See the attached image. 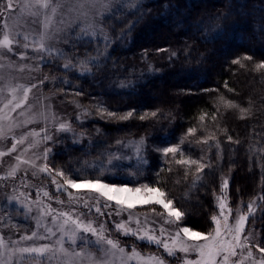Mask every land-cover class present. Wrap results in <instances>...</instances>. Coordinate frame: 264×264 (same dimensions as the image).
I'll use <instances>...</instances> for the list:
<instances>
[{"label": "trees", "instance_id": "16d2710c", "mask_svg": "<svg viewBox=\"0 0 264 264\" xmlns=\"http://www.w3.org/2000/svg\"><path fill=\"white\" fill-rule=\"evenodd\" d=\"M118 9L102 20L111 41L107 47L102 35L74 38L65 58L54 57V64L42 67L51 80L56 77L63 98L77 102L90 117L84 131L96 143L83 147L63 141L50 169L131 187L158 186L185 213L179 225L204 233L214 228L216 197L228 180L233 208L258 203L249 226L261 228L264 246L259 199L264 195V69L255 67L264 61V0H142L138 10ZM91 57L101 66L90 75L63 67L68 60L77 64ZM237 58L241 63H232ZM97 106L120 115L134 110V115L127 121L102 118ZM241 107L248 109L243 119ZM189 128L196 129L194 135H186ZM141 138L146 163L138 165L132 156L114 160L122 167L103 174L89 167L107 164L109 153L124 156V145ZM173 145L183 157H163L157 150ZM180 158L206 167L196 173L195 165L177 164Z\"/></svg>", "mask_w": 264, "mask_h": 264}, {"label": "rangeland", "instance_id": "374dc122", "mask_svg": "<svg viewBox=\"0 0 264 264\" xmlns=\"http://www.w3.org/2000/svg\"><path fill=\"white\" fill-rule=\"evenodd\" d=\"M62 2L64 3V7L60 9L51 22L46 19L43 11L25 7L26 0H13V9L0 15V30L7 23L13 33L20 34L17 37L20 46L16 47L14 45L16 54H7V58L4 61H0L4 65L0 68V77H3L0 85L5 86L4 102L8 98L6 86L9 83L30 85L32 83L39 84V81L44 80L43 84H40L38 88H34L29 94L27 104L23 108L17 109L16 112L11 113L15 124L19 125V127L13 126L8 140L0 142V150L7 152V149L11 147L12 136L19 138L33 131L38 133L35 136L29 135L25 144L18 146L16 152L0 157V236L4 237L5 243L9 248L38 247L45 243L55 245L57 238L60 236L57 227L62 222V218L58 219L57 224H53L52 216L64 211L70 212L73 216L84 213L83 219L85 222L91 220L97 228L103 226L105 236L118 240L120 247L124 248L127 253H131L132 249L135 248L145 257L150 255L162 257L164 264H183L184 253L177 252L176 257H170L162 247L158 248L155 244L149 245L141 242L134 236H125L116 230V225L122 221H127L129 213H131L133 222L129 224V227L136 229L135 218H139L141 228L149 231L154 230V234L160 237V229L163 226L166 231L161 239H167L171 243L170 237L174 236L178 227L182 226L179 223H165L167 213L159 205L137 204L133 209H120L113 203L109 207H104L105 201L102 198H98L95 193L87 190L69 189L68 191H64L61 189L57 191L56 184L52 183L53 175L39 172V167L45 163L43 160L45 148L51 149L46 161L50 168V159L56 153L59 146L63 144V141L67 139L73 140L72 142H75L76 145L83 147H86V145L90 146L93 143L94 145L96 144L84 131V125L88 121H91L90 117L85 114L77 102L72 100L66 101L62 94L57 91V83L54 81L56 77L53 76L51 80L49 74L46 76L42 70L44 65L54 64V57L45 56L42 53H34L31 46L33 40L38 41L40 39L42 33H45L46 36H52L53 33H56V38L46 40V43L50 44L53 48L61 49L65 53L71 44L70 41L82 35L80 26L84 23H93L95 10L91 7L89 0H62ZM4 3H6V0H4ZM81 5L83 6L81 7ZM119 6L120 4L113 5V12ZM69 8H72L73 11L69 12ZM31 12H37L38 14L31 15ZM102 20H98L94 24L97 31L99 29L103 30ZM46 23L50 24L47 30L44 28V24ZM58 29L61 31L58 32ZM25 35L28 37L27 41L23 39ZM25 43L29 44L27 49L23 48ZM21 52H26L29 58L21 60L19 58V53ZM21 66H25L24 71H20ZM45 77H47V80L44 79ZM2 106L3 104L0 103V107ZM21 112H24V115H20ZM29 120L32 122H26ZM62 122L70 123L73 132H58L57 127ZM45 133L50 135L52 139L46 142L43 141L42 137ZM29 144H34L35 147L29 148L25 152L24 149L28 148ZM126 145L128 144L124 145V150L126 151H122L124 156L129 158L134 157L132 148L126 147ZM17 156L35 163L37 167L33 168L31 164H20L17 174L14 177H8L7 173L10 168L18 163L16 160ZM56 179L58 183H62L59 177H56ZM45 192L49 195L45 196ZM69 192L76 199H70ZM219 197H224V203L227 205L225 214L228 213V208L232 209L229 223H234L238 210L247 214V205L249 203L241 204L237 209L233 208L228 196V187L224 188L222 186L221 193L216 197L218 208L216 215L220 214ZM85 200L88 202V208L83 207V201ZM97 200H99V204H97ZM60 201H63V203H60ZM97 206L101 208L102 215L96 212ZM257 209L258 203L255 202L254 211L249 215L245 224V231L242 234V239L243 236L251 234L253 243H261V228L256 224L249 226L252 218L257 215ZM37 220L42 225H47L48 228L57 231L56 236H52L47 240L22 239V237L30 236L33 231H37L39 235H47L44 227L36 228ZM81 235H85L92 240L95 239L91 234L81 233ZM65 241L64 247L69 251L83 250L92 253L97 264H100L104 260H110L112 264H120L119 254H117V257H106L105 253L98 250L97 247L92 246L82 249L80 247L82 241L80 240H77L76 245H71L70 242H67L66 237ZM253 252L254 256L259 259L261 254L255 248H253ZM25 256H28V254H25ZM188 258L195 259L196 254L191 253ZM63 259V256L59 253L52 259L47 257L36 259L33 254L32 258L24 259L22 264H63ZM234 259H239V257ZM12 264H16L15 258ZM245 264H251V261H246Z\"/></svg>", "mask_w": 264, "mask_h": 264}, {"label": "snow or ice", "instance_id": "6c2138e0", "mask_svg": "<svg viewBox=\"0 0 264 264\" xmlns=\"http://www.w3.org/2000/svg\"><path fill=\"white\" fill-rule=\"evenodd\" d=\"M91 7L95 10L93 23H84L81 27L82 35L78 36V39H84L86 36L94 37L96 35H102L105 40L106 47L111 41L108 39L107 35L103 32L102 29L97 31L94 24L96 21L107 18L106 14L111 15L113 12V5L120 4L121 6H129L132 10H138L142 5V0H89ZM83 5H81L82 7ZM25 7L29 9H37L43 11L46 19L51 22L61 8L64 7L62 0H26ZM13 9V0H0V15H3L4 12L11 11ZM69 12L73 11L72 8L68 9ZM119 11V9H116ZM31 15H37V12H31ZM86 15V14H84ZM79 19V17H77ZM74 23V21H73ZM50 27L49 23L44 24L45 30ZM61 31L60 29L57 30ZM20 34L13 33L5 23L2 30H0V61H4L7 58V54L15 55L14 45L16 47L20 46L19 39L17 38ZM56 38V33H53L52 36H46L45 33H42L38 41L33 40L32 50L34 53H42L45 56L55 57V59L65 58V53L58 48H53L50 44L46 43V40H51ZM23 39L27 41L28 37L25 35ZM29 47L28 43L23 45V48L27 49ZM99 56L100 53L98 52ZM175 56L173 52L171 54ZM19 58L21 60L28 59L26 52L19 53ZM171 58V57H170ZM244 60H251V56L243 57ZM234 64H240L241 60L239 58L232 61ZM4 65L0 63V68ZM100 61L97 57H91L85 60H78L77 64H73L71 60H68L64 65L66 71H75L78 70V74L81 76H86L92 74V68L100 67ZM243 66V65H241ZM256 70L260 71L264 69V61L256 64ZM25 66L20 67V71H24ZM47 80V77L44 78ZM3 80V77H0V81ZM44 80L39 81V84L32 83L30 85L24 84H11L9 83L7 88L8 98L5 100V86L0 85V103L3 104L0 107V142L6 141L9 138V133L11 132L13 126L19 127L15 124L11 113L16 112L17 109L23 108L28 100L29 94L34 88H38L40 84H43ZM123 86V85H122ZM79 94V93H77ZM229 107H239L234 104L232 101H227ZM97 110L103 114H106L109 119H118L122 121H127L131 119L134 115V110H130L122 115L108 111L107 109L100 108L97 106ZM241 113V119L245 118L244 114L248 112L246 108H239ZM20 115H24V112H21ZM147 113L141 115L139 118L144 120L147 117ZM157 112H152L151 116L155 117ZM205 118L204 115H201L200 120L203 121ZM6 122L7 127H6ZM26 122H32L31 120ZM58 132H73L71 124L68 122H62L57 127ZM196 132L195 128H189L186 135H194ZM29 135H38V133L30 132L26 133L19 138L12 136L11 147L7 149V152L0 150V157L16 152L18 146L24 145ZM75 135V133H73ZM52 137L45 133L42 137L43 141H49ZM231 140V137H228ZM207 141H205L206 143ZM117 143H120L119 141ZM35 147L34 144H29L28 148H25L24 151L27 152L29 148ZM126 147H131L133 150V155L138 161V165L146 163V159L143 155L145 151V143L143 138L140 141H132ZM162 152L164 157H168L170 154L173 158L180 154L183 157V153L178 146H167L162 149H157ZM51 151L49 148H45L43 152V160L45 163L43 166L39 167V172L47 173L52 175L55 172V176L52 177V183L56 184L57 191L63 189L64 191L72 190H87L89 192L95 193L98 198H102L105 201L104 207H109L113 203L120 209H133L137 204L147 205L155 204L159 205L164 212L167 213V219L165 223L168 224H178L181 222L185 216V213L182 212L179 208L174 206L172 199L167 197V193L163 191L160 187L155 185H150L148 183H139L137 186L129 187L127 184H118L114 182H105L101 179H82L79 176H73L71 171L65 172L64 170L59 169H50L46 163L48 154ZM125 159H130L126 156L117 155L115 153H109V159L107 164L90 165L94 171H99L101 174L105 170L111 171L112 169H119L122 167L120 163H113V161H122ZM18 163L15 166H12L7 173L8 177H14L19 171L20 164H31V167L36 168L37 165L33 162H30L26 159H22L20 156L16 157ZM176 163L179 165H185L191 167L192 165L196 166V173L202 172L206 167L203 163H200L197 160L191 158H180L176 159ZM35 175V173H33ZM135 175V173H133ZM56 177L61 178L62 183H58ZM6 178V177H5ZM197 179H200L197 176ZM223 187H228V181L225 180ZM70 199H76L72 196V193L69 192ZM45 196L49 194L44 193ZM220 214L212 215L211 221L214 224V228L207 232H201L194 230L189 226L178 227V230L175 232L174 236L170 237L171 243L167 239L162 240L161 237L165 234V229L161 226L160 237L154 234V230L149 231L140 227L139 218H135V223L137 225L136 229L129 227V224L133 222V216L129 213L127 221H122L116 225V230L120 231L125 236H134L141 242H145L149 245L155 244L158 248L162 247L170 257H176L177 252L184 253L183 264H245L246 261H251V264H264V246H261V243H253L251 234L243 236L242 234L245 231V224L254 211L255 201L250 202L247 205L248 212L247 214L242 213L240 210L237 211L234 223H229V219L232 215V209L228 208V213L225 214V208L227 205L224 203V197L218 198ZM259 199L264 201V195L260 196ZM63 203V201H60ZM99 204V200H97ZM83 207L88 208V202L83 201ZM91 211V209H89ZM154 211V209H153ZM96 212L101 215V208L96 207ZM50 214V213H49ZM119 214V213H117ZM84 213L73 216L70 212L64 211L59 212L57 215L52 216L53 224H57L58 219L62 218V222L58 224L57 231H59L60 236L57 238L55 245L53 244H42L40 246H29V247H20V248H9L6 245L4 237L0 236V264H12L13 259H16V264H22L24 259L32 258L33 254L36 259L42 257H47L49 259L55 258L56 254L59 253L63 256V264H97V261L93 257L92 253L85 251H69L64 247L65 237L67 242H70L71 245H76L77 240L82 241L81 248L87 249L88 247H97L98 250L103 251L106 257H117L119 254L120 264H164L162 257L156 255H150L145 257L135 248L132 249L131 253H127L126 250L120 247L118 240H113L107 238L104 234L103 226L97 228L94 226V223L89 220L85 222L83 219ZM147 219V218H146ZM44 227L47 235H39L37 231H33L30 236L22 237V239L33 240L41 239L47 240L52 236H56L57 231H53L52 228H48L47 225H42L39 220H37L36 228ZM81 233L91 234L92 237H95L94 240L87 238ZM182 234V235H181ZM202 241V242H201ZM191 242V243H189ZM253 248L261 254L259 259L254 256ZM239 250V251H238ZM191 253L196 254L195 259L188 258ZM19 254V255H17ZM28 254V256H25ZM239 257V259H234ZM100 264H112L110 260L101 261Z\"/></svg>", "mask_w": 264, "mask_h": 264}]
</instances>
